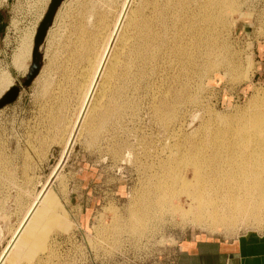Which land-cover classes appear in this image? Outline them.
<instances>
[{"label":"rangeland","instance_id":"obj_1","mask_svg":"<svg viewBox=\"0 0 264 264\" xmlns=\"http://www.w3.org/2000/svg\"><path fill=\"white\" fill-rule=\"evenodd\" d=\"M93 2L81 3L79 9L91 10ZM50 3L0 0V91L20 87L17 99L0 109V246L6 241L0 257L3 259L13 241L41 213V202L48 200L45 206L60 202L55 181L65 168L87 172L82 180L89 199L85 210L88 227L60 245L55 255L51 252L50 258H44L46 264H174L176 250L185 239H231L250 229L263 231L264 219L257 223L240 216L237 224L224 231L212 230L208 223L199 225L194 222L197 207L186 192L193 193L187 184L195 182L197 161L206 166L204 182L219 189L227 187L231 172L250 161L243 149L248 144L239 139L237 131L245 122V126L251 121L264 125L260 108L264 80L258 72L259 46L264 42V0H135L126 41L118 48L120 62L106 77V93L90 117L97 119V131L85 129L80 136L77 131L64 155L63 141L80 105L83 73L100 53L119 7L111 11L108 22L103 10L96 12L100 18L94 33L86 28L91 15L80 17L76 27L58 37L50 32L51 26L43 45V68L25 87L35 36ZM96 4L108 7L104 0ZM144 21L151 26V39L154 37L149 48L143 43L148 35ZM48 35H53L51 42ZM186 53H191V65L184 59ZM40 80L44 81L42 95L37 96L33 86ZM177 96L183 103L174 104ZM158 107L173 113L168 125L156 114ZM100 116L107 122L98 120ZM217 147L222 150L215 152ZM70 148L64 168L44 197ZM257 162L261 165L264 160ZM167 168H173V173L164 172ZM31 172L42 180L51 172L52 176L41 189L45 187L39 214L36 209L31 213L34 218L28 216L22 224L25 211L12 228L21 199L33 200L41 192H29ZM171 175L174 184L166 182L163 188H155L171 180ZM260 179L256 189L263 191L264 177ZM223 193L215 198L221 200ZM161 197L165 198L163 206L155 204ZM209 202L205 200L203 205L210 206ZM189 204L192 210L183 213ZM59 210L49 209L50 215L45 217L66 218ZM207 212L208 208L202 213L205 222Z\"/></svg>","mask_w":264,"mask_h":264},{"label":"bare ground","instance_id":"obj_2","mask_svg":"<svg viewBox=\"0 0 264 264\" xmlns=\"http://www.w3.org/2000/svg\"><path fill=\"white\" fill-rule=\"evenodd\" d=\"M134 3H135V0H123L121 2V6L118 9L119 12L117 14V17L113 20V22L111 24L109 35H108L107 39L105 40V43L102 46L100 53L98 54L96 60L91 65V67L88 68L89 71L88 72L85 71V73H83V76H82L83 80H82L81 86H80L81 87L80 88V93H81L80 105L78 104L79 108L75 114V117H74L72 123L70 124V127L67 131L68 132L67 135H65V140L63 141V155L66 153V151L69 149L70 145L73 143L72 141L75 139L77 131H78V134H77L78 136H80L82 131L85 129H87L90 133H94L97 131V129L95 128V125H97L98 121L96 118L90 119V117L94 111H97L99 109L100 103H101L102 99L104 98V95L106 93V92H104L105 85H106V83H105L106 77H109L111 74L114 73L115 67L120 62V57H119L120 56V53H119V49H120L119 46L120 45L119 44L126 41L127 37H126L125 31H126L127 24L129 23V18H130V15L132 12V7H133ZM57 14H58V12H57ZM89 18H91V17H89ZM81 22H83V20ZM144 28L146 29L148 35L146 36L143 43L147 48H149L150 45L153 46L152 45V42H153L152 39L154 37L151 39V26L148 22H145ZM150 53L151 52H149V54ZM184 59L186 60L187 64L191 65V53L187 54L186 58L184 57ZM32 61H33V53H32ZM125 62H126V60H125ZM126 63L123 62V64H126ZM128 64H130V63H128ZM183 65H184V63H183ZM29 69H30V67H29ZM125 70H127V69L125 68ZM186 70H187V68H186ZM125 75H126V73H125ZM185 75H186V73H185ZM188 77H190V76H188ZM185 85H186V83L183 86H185ZM189 87H190V85H189ZM189 87H187V88H189ZM187 88L185 89L184 87H182V89H185V90H187ZM10 89L11 88H9L8 90L5 89L3 91H0V99H2L3 96ZM172 89H175V88H171V90ZM4 91H5V93L3 94ZM167 91H169V90H167ZM182 93H186V91L182 92ZM181 101H182L181 97L177 96L174 99V104H178ZM181 103H183V102H181ZM257 105H259V104L257 103ZM159 106H160V104H159ZM168 106L169 105H167V107ZM160 107H162V106H160ZM160 107H158L156 109L158 112L156 114H159V118H160L161 122L168 125L171 118H173L174 115H173V113H170L169 111L165 112V110H166L165 108H164V111L162 109L160 110ZM172 107H173V105L170 106L169 108H172ZM179 108H181V107H179ZM260 108H261V113L264 116V113H263L264 112V100H263ZM110 111H111V108H110ZM170 111H171V109H170ZM103 115L107 116V114H103ZM108 115H111V114H108ZM170 115H171V117H170ZM95 117H96V115H95ZM103 117H105V116H103ZM99 119H100V121L103 120V121L107 122L106 120H104L105 118H102L101 116L98 118V120ZM245 123L237 131V135L239 136V139H242L244 141V143L248 144L243 149L249 153L248 159L250 161H249V163L246 162L243 166H241L239 168L237 167L238 170L233 171L235 173L231 172L228 175L227 187L219 189V187L213 186L211 184H206L204 182V179H206L204 176V171H205L206 166H205V164H203L200 161H197L194 164V170L196 173V178H195L194 184H191V183L187 184V186H188L187 189L190 187V185L193 188V193H190L187 190V192H186L187 197L190 199V203L194 204V206L197 207V211H198L197 214H195L197 218L195 219L194 222H197L201 226L202 225L204 226V224H202V223H208L206 226H208L209 228H211L212 230H215V231H219V230L224 231L228 227L234 225V223H236L235 221L237 220L236 219L237 216H240V218L245 219L246 221L247 220L248 221H255L257 223H261V221H263V219H264V190L258 191V189H256L259 185L260 180H261L260 176L264 177V162L261 165H260V163L258 164V162H257L259 159L264 160V125L260 124L258 122H255L253 124L251 121L248 124H246V126H245ZM79 126H80V128H79ZM165 127H168V126H165ZM78 128H79V130H78ZM77 138H76V140H77ZM212 143H215V141H212ZM74 144H75V141H74ZM239 149L241 150V148H239ZM214 150H215V152H220L222 149L220 147H217ZM61 154H62V152H61ZM164 168H166V167H164ZM174 171H175V169H174ZM164 172L172 174L173 168H167ZM166 182H167V185H169L170 182L172 184H174L175 179L171 175V180L168 179L165 182H161L160 184L156 185L155 188L156 189L163 188ZM235 184L238 185V187L233 188V185H235ZM51 187L48 188V190L45 192L44 197L47 195V193L51 189ZM44 190H45V187L43 190H41V192L39 194L37 193V195L33 198L31 204L29 205L28 209L26 210L24 218L22 217L23 218L22 224L25 221H27L28 216H30L29 219L34 218L33 215L31 216V213L33 211H35L36 209H37L36 210L37 215L39 214L40 207H41V206H39V202H40L39 200H40L41 194L44 193ZM222 192H224L222 194V197H221L222 199L221 200L216 199L215 196H218L217 193L221 194ZM256 192H258V196L255 198ZM43 199H41V200H43ZM208 199L211 201V202H209L211 205L210 206H209V204L203 205L205 200H208ZM158 200L159 201L157 203L155 202V204H157L159 206L165 205V203L163 202L165 200V198L161 197V200H160V198ZM155 201H157V200H155ZM217 202H222V203L219 205V204H217ZM46 203H48L47 200H44L43 202H41V204H43L42 207H44L46 205ZM207 208L210 212H207L206 220L208 222H205V221H203L204 216L202 213ZM191 210H192L191 204H189V207L184 209L182 212L183 213L184 212H190ZM224 211H226L227 213L224 215L220 213V212H224ZM228 212H230V213H228ZM34 216L36 217V214ZM30 222L28 223V225L31 224ZM254 223H252V224H254ZM247 224H249V223H247ZM28 225H27L26 229H24V231L20 235L21 237L18 235V237L15 241L12 240L13 245L11 246V248L9 249L8 252L5 251V253H7V254H5L3 259L0 257V264L4 263V261L6 260V257L10 254L12 248L14 247V243L16 244L14 249L15 248H16L15 250L19 249L21 240L25 236V233L28 229ZM20 228H21V226H20Z\"/></svg>","mask_w":264,"mask_h":264},{"label":"crops","instance_id":"obj_3","mask_svg":"<svg viewBox=\"0 0 264 264\" xmlns=\"http://www.w3.org/2000/svg\"><path fill=\"white\" fill-rule=\"evenodd\" d=\"M87 1L66 0L61 5L50 32L53 31L55 37H58V35L64 34L80 23V17L84 19L91 15L86 28L94 33V30L98 27L100 18V14L98 15L96 12L103 10V17H106L108 22L112 18L111 11H114L115 7L120 8L122 2V0H104L108 3L107 9H104V7L96 4L97 0H94L91 10H80V4ZM52 36H49V41L53 39ZM48 42L46 41V43ZM101 43L102 39H100L99 45ZM45 46L47 51L48 45ZM259 55L260 61L258 64L260 68L258 72L264 80V42L259 46ZM61 60L62 58H60ZM43 82L42 80L34 82L35 95H42ZM30 169H32L31 165ZM86 174L87 172L83 171V169L75 172L65 168L61 172L55 181V187L60 194L61 203L54 202L42 208L41 213L28 227L25 236L21 240L19 249L11 252L4 264H46L44 258H50L52 253L55 255V251L58 250L60 245L66 243L75 235L82 234L83 228L88 227L89 217V214H85L89 199L85 196L87 190L85 182L82 180ZM29 175L33 178V185L29 187V192L36 194L42 189L43 185L52 175V172L45 180H42V176L35 175L33 172L29 173ZM30 202H32V198L25 199L23 197L21 199L20 208H16L15 218L17 220L13 223L12 228L18 225ZM54 207L60 209L58 214L66 218L49 219L48 216L45 217L46 215H50V212H47V210H52ZM68 222H71L70 225ZM67 226H70L72 229L68 230ZM5 245L6 241L0 246V252ZM174 264H264V230L250 229L231 239L194 237L185 239L176 250Z\"/></svg>","mask_w":264,"mask_h":264},{"label":"water","instance_id":"obj_4","mask_svg":"<svg viewBox=\"0 0 264 264\" xmlns=\"http://www.w3.org/2000/svg\"><path fill=\"white\" fill-rule=\"evenodd\" d=\"M65 0H51V3L49 5V8L47 10V13L45 14V17L43 21L40 24V27L37 31L36 37H35V49L33 51V61L30 66V69L28 73L26 74V80L24 82V86L28 87L40 74V71L43 68L44 65V51H43V45L45 43L47 34L51 26H53L54 19L56 17V14L61 7L62 3ZM20 93V87L13 86L4 96L2 99H0V109L6 106L7 104H10L14 102ZM71 152V148L68 151V153L65 155L63 161L61 162L60 166L58 167V170L56 171L54 177L48 184L49 188L54 183L55 179L61 172V170L64 168L69 155Z\"/></svg>","mask_w":264,"mask_h":264},{"label":"trees","instance_id":"obj_5","mask_svg":"<svg viewBox=\"0 0 264 264\" xmlns=\"http://www.w3.org/2000/svg\"><path fill=\"white\" fill-rule=\"evenodd\" d=\"M3 29L0 30V33L2 34Z\"/></svg>","mask_w":264,"mask_h":264}]
</instances>
